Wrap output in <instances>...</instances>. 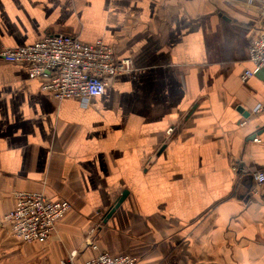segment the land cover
I'll return each mask as SVG.
<instances>
[{
  "label": "crops",
  "instance_id": "obj_1",
  "mask_svg": "<svg viewBox=\"0 0 264 264\" xmlns=\"http://www.w3.org/2000/svg\"><path fill=\"white\" fill-rule=\"evenodd\" d=\"M261 16L264 0H0V46L64 34L133 62L88 104L0 62V219L18 192L72 205L46 243L0 228V264H264L249 173L264 170V73L241 80Z\"/></svg>",
  "mask_w": 264,
  "mask_h": 264
},
{
  "label": "built area",
  "instance_id": "obj_2",
  "mask_svg": "<svg viewBox=\"0 0 264 264\" xmlns=\"http://www.w3.org/2000/svg\"><path fill=\"white\" fill-rule=\"evenodd\" d=\"M252 32L248 61L253 68L244 70L241 76L244 83L264 70L263 16ZM0 62L25 67L30 78L42 80L43 89L50 91L55 99H77L84 104L104 94L111 78L133 70L132 60L120 59L116 47L102 40L85 43L64 34L49 35L28 47L0 46ZM255 111H264V105H258ZM233 170L242 171L238 165ZM249 173L257 188L264 186V170ZM14 198V208L0 219V228H10L12 236L24 243H46L72 208L66 200H52L37 192H18ZM90 244L98 250L96 245ZM137 263V257L132 255L100 252L83 264Z\"/></svg>",
  "mask_w": 264,
  "mask_h": 264
},
{
  "label": "water",
  "instance_id": "obj_3",
  "mask_svg": "<svg viewBox=\"0 0 264 264\" xmlns=\"http://www.w3.org/2000/svg\"><path fill=\"white\" fill-rule=\"evenodd\" d=\"M264 73L263 70L259 71L257 74H261ZM240 112H244L243 109L239 108L238 109ZM247 114H244L243 117H247ZM128 196V191H124L122 197L118 200V202L116 203V205L109 211V213L106 215V218H104L105 222H107V220H109V218L112 217V215L117 211V209L121 206V204L124 202V200L126 199V197Z\"/></svg>",
  "mask_w": 264,
  "mask_h": 264
}]
</instances>
